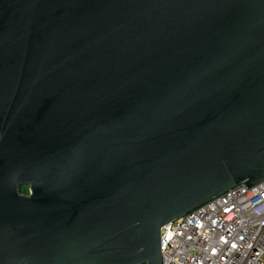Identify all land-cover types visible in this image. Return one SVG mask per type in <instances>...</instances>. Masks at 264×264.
Here are the masks:
<instances>
[{
    "label": "water",
    "instance_id": "1",
    "mask_svg": "<svg viewBox=\"0 0 264 264\" xmlns=\"http://www.w3.org/2000/svg\"><path fill=\"white\" fill-rule=\"evenodd\" d=\"M262 182L264 0H0V264H163Z\"/></svg>",
    "mask_w": 264,
    "mask_h": 264
},
{
    "label": "built area",
    "instance_id": "2",
    "mask_svg": "<svg viewBox=\"0 0 264 264\" xmlns=\"http://www.w3.org/2000/svg\"><path fill=\"white\" fill-rule=\"evenodd\" d=\"M163 264H264V182L238 185L161 229Z\"/></svg>",
    "mask_w": 264,
    "mask_h": 264
},
{
    "label": "flooded vegetation",
    "instance_id": "3",
    "mask_svg": "<svg viewBox=\"0 0 264 264\" xmlns=\"http://www.w3.org/2000/svg\"><path fill=\"white\" fill-rule=\"evenodd\" d=\"M83 111L85 112L86 117H87L88 116L87 111L86 110H83V109L80 110V112H83ZM86 130H87V125L85 124V126H83V129H82L81 139H84L85 138ZM24 189H26V190H24ZM21 192L23 194H25V195H29L30 194L29 187H22Z\"/></svg>",
    "mask_w": 264,
    "mask_h": 264
},
{
    "label": "trees",
    "instance_id": "4",
    "mask_svg": "<svg viewBox=\"0 0 264 264\" xmlns=\"http://www.w3.org/2000/svg\"><path fill=\"white\" fill-rule=\"evenodd\" d=\"M24 190H26V189H24Z\"/></svg>",
    "mask_w": 264,
    "mask_h": 264
}]
</instances>
